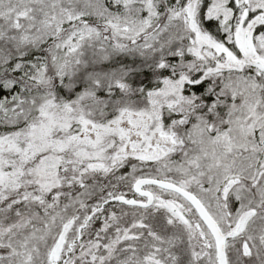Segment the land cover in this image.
Listing matches in <instances>:
<instances>
[{
	"label": "snow or ice",
	"instance_id": "6c2138e0",
	"mask_svg": "<svg viewBox=\"0 0 264 264\" xmlns=\"http://www.w3.org/2000/svg\"><path fill=\"white\" fill-rule=\"evenodd\" d=\"M0 264H264V0H0Z\"/></svg>",
	"mask_w": 264,
	"mask_h": 264
}]
</instances>
